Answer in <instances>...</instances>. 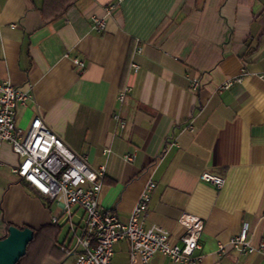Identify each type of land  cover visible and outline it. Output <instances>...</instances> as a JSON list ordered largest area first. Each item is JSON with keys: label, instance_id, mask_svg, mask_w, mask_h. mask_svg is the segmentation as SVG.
<instances>
[{"label": "crops", "instance_id": "0c3cea01", "mask_svg": "<svg viewBox=\"0 0 264 264\" xmlns=\"http://www.w3.org/2000/svg\"><path fill=\"white\" fill-rule=\"evenodd\" d=\"M110 4L97 32L92 17ZM0 82L31 88L21 129L41 117L93 170L106 167L104 212L127 222L153 181L145 228L179 244L186 214L204 222L198 264H264L229 245L244 226L252 247L264 243V0H0ZM0 161V239L10 226L31 228L19 264H75L60 249L69 226L52 223L59 207L13 173L20 159L7 143ZM112 264H132L128 241L115 244ZM149 264L175 263L157 255Z\"/></svg>", "mask_w": 264, "mask_h": 264}, {"label": "built area", "instance_id": "2783aa9c", "mask_svg": "<svg viewBox=\"0 0 264 264\" xmlns=\"http://www.w3.org/2000/svg\"><path fill=\"white\" fill-rule=\"evenodd\" d=\"M117 6L110 4L104 8L102 16H93V29L106 30L108 19ZM140 53V51H138ZM79 72L84 63L75 61ZM135 73L139 66L131 64ZM233 81L227 82L222 89H229ZM198 82L193 81L191 90L197 92ZM131 92L125 87L118 95L123 104ZM32 98L30 87H16L9 82H0V147L3 143L11 146L19 157L18 166L13 173L33 187L41 196L46 197L60 209V216L53 217L52 223L58 225L63 219L69 226L72 241L60 249L75 264H112L114 246L122 240L129 242L132 264H149L157 255L169 258L175 264H198L201 250L200 235L204 222L184 214L179 223L186 233L179 244H171L170 234L164 228L144 226V219L152 202L156 184L149 181L133 208L129 220L122 222L115 214L104 212L100 207V197L106 176V167L93 170L77 153L72 151L41 119L36 117L28 130L17 124V110L25 108ZM121 128L125 122L115 117ZM194 132V128L190 127ZM135 156H125L126 162H133ZM2 165L0 161V166ZM200 179L218 190L224 187L225 180L209 172H203ZM75 208L83 212L81 221L75 223ZM248 228L244 226L240 235L232 238L229 245L244 254H260L264 258V243L257 248L247 239ZM223 251V248H221Z\"/></svg>", "mask_w": 264, "mask_h": 264}, {"label": "water", "instance_id": "95a60500", "mask_svg": "<svg viewBox=\"0 0 264 264\" xmlns=\"http://www.w3.org/2000/svg\"><path fill=\"white\" fill-rule=\"evenodd\" d=\"M34 238L35 232L31 228L10 226L7 235L0 240V264H18Z\"/></svg>", "mask_w": 264, "mask_h": 264}, {"label": "trees", "instance_id": "16d2710c", "mask_svg": "<svg viewBox=\"0 0 264 264\" xmlns=\"http://www.w3.org/2000/svg\"><path fill=\"white\" fill-rule=\"evenodd\" d=\"M1 239H3V238H1ZM1 239H0V240H1ZM33 241H34V240H33ZM33 241H32V242H33ZM32 242H31V243H32ZM31 243H30V244H31ZM28 247H29V246H28ZM27 250H28V249H27ZM26 255H27V253H26ZM25 257H26V256H25ZM25 257H23V258L19 261V263H20ZM19 263H18V264H19Z\"/></svg>", "mask_w": 264, "mask_h": 264}]
</instances>
